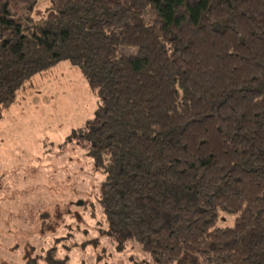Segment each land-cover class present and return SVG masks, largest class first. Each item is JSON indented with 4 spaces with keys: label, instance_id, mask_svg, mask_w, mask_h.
Returning a JSON list of instances; mask_svg holds the SVG:
<instances>
[{
    "label": "trees",
    "instance_id": "trees-1",
    "mask_svg": "<svg viewBox=\"0 0 264 264\" xmlns=\"http://www.w3.org/2000/svg\"><path fill=\"white\" fill-rule=\"evenodd\" d=\"M37 4L0 0V119L37 75L81 71L101 103L72 137L103 174L113 249L137 246L132 264H264V0ZM66 250L24 264H70Z\"/></svg>",
    "mask_w": 264,
    "mask_h": 264
},
{
    "label": "rangeland",
    "instance_id": "rangeland-1",
    "mask_svg": "<svg viewBox=\"0 0 264 264\" xmlns=\"http://www.w3.org/2000/svg\"><path fill=\"white\" fill-rule=\"evenodd\" d=\"M33 82L0 119V264H24L28 251L36 257L54 246L60 256L69 248L70 264H132L137 246L117 252L100 233L103 174L72 137L100 97L67 61ZM222 215L217 225L234 223V215Z\"/></svg>",
    "mask_w": 264,
    "mask_h": 264
}]
</instances>
